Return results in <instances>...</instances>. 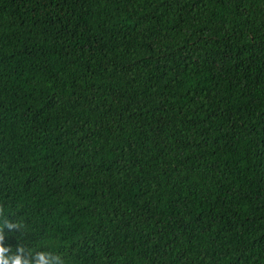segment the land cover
Instances as JSON below:
<instances>
[{"label": "trees", "instance_id": "trees-1", "mask_svg": "<svg viewBox=\"0 0 264 264\" xmlns=\"http://www.w3.org/2000/svg\"><path fill=\"white\" fill-rule=\"evenodd\" d=\"M0 235L264 264V0H0Z\"/></svg>", "mask_w": 264, "mask_h": 264}, {"label": "clouds", "instance_id": "clouds-1", "mask_svg": "<svg viewBox=\"0 0 264 264\" xmlns=\"http://www.w3.org/2000/svg\"><path fill=\"white\" fill-rule=\"evenodd\" d=\"M3 226H7L9 229L15 227L14 224L9 223L7 219L3 220ZM2 235H0V240H2ZM9 248L0 243V264H32V262L27 259H22L18 254L23 252V248H18L17 253H13L10 257L3 256V253L8 252ZM51 256L47 262H45L44 257ZM38 259H35L34 264H64L63 258L59 254L52 253H38Z\"/></svg>", "mask_w": 264, "mask_h": 264}]
</instances>
